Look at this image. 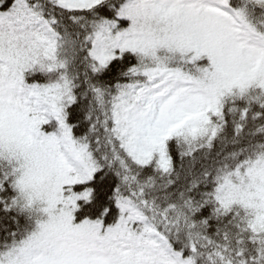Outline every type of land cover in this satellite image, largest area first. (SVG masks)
I'll list each match as a JSON object with an SVG mask.
<instances>
[{"label":"snow or ice","instance_id":"6c2138e0","mask_svg":"<svg viewBox=\"0 0 264 264\" xmlns=\"http://www.w3.org/2000/svg\"><path fill=\"white\" fill-rule=\"evenodd\" d=\"M0 264H264V0H0Z\"/></svg>","mask_w":264,"mask_h":264}]
</instances>
